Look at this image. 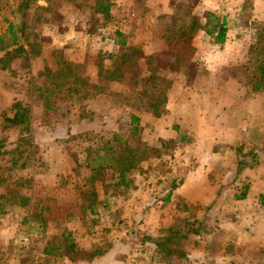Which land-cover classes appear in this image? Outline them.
Returning a JSON list of instances; mask_svg holds the SVG:
<instances>
[{
    "label": "rangeland",
    "instance_id": "374dc122",
    "mask_svg": "<svg viewBox=\"0 0 264 264\" xmlns=\"http://www.w3.org/2000/svg\"><path fill=\"white\" fill-rule=\"evenodd\" d=\"M99 1L114 6L108 20L96 11ZM135 1L131 17L123 12L124 0H44L42 9L34 3L29 12V51L20 55L29 70L14 71L16 103L0 117V264H94L93 255L112 257L96 264H264V168L232 174L240 159L252 163L255 150L264 162V0ZM210 13L217 24L226 22L229 35L223 45L209 35L200 41L218 54V71L205 70L195 61L193 40L178 35L191 22L206 26ZM123 17L135 24L125 29ZM136 28L140 41L152 33L160 37L152 56L135 40L114 44L135 37ZM175 84L178 93H172ZM191 86L222 107L208 113V100L190 96ZM185 99L196 115V130H180H194L190 139L200 141L208 129L214 131L208 139L222 131L251 133L243 138L249 142L236 146L231 136L221 143L227 167L217 170L213 185L167 202L201 149L186 148L181 132L177 140H162L152 117L166 120L170 130L176 123H168L167 107ZM114 135L122 137V148L146 155L122 177L95 164ZM94 199L99 203L90 215L85 208ZM194 221L200 233L169 244L171 255L167 245L145 242L163 243L171 229Z\"/></svg>",
    "mask_w": 264,
    "mask_h": 264
},
{
    "label": "crops",
    "instance_id": "0c3cea01",
    "mask_svg": "<svg viewBox=\"0 0 264 264\" xmlns=\"http://www.w3.org/2000/svg\"><path fill=\"white\" fill-rule=\"evenodd\" d=\"M43 1L44 0H40L38 2V4L46 5V3ZM124 1H125V5L122 8L124 10L123 12L124 13L128 12V15L131 17L132 11L130 9L133 6L135 7V5H137V3L135 0H124ZM118 2L119 1H117L116 4ZM0 3H1L0 4V117H1V114L3 113V111H5L7 108H9L10 106H12L13 104L16 103V95L14 94V92H12L10 90V87L12 85L11 81L14 80V79H12L14 77V74H15L14 71L16 69H17V72H24L26 70L27 71L29 70V69H27L26 63L24 62L25 60L20 56L23 52L26 53V51H29L25 45V43L28 41H26V39L22 38L21 33H19V32H17V35H16L17 38H15L13 33L10 31V28L12 25H15V27L17 28L23 22H26L30 25L33 21L31 20V18L29 16V12L31 10L26 11V12L19 10L20 4L22 3V0H21V3H19V5L16 7L13 5L14 3H9V6H6V5L3 6L2 5L3 1H1V0H0ZM112 7H114V6H112ZM112 7H111V14L114 13L112 11ZM120 7L121 6H119L118 10H120ZM257 7L259 8L258 4H257ZM216 8H218V7H216ZM134 11H136V10L134 9ZM8 12L10 13L11 17L8 16V14H9ZM18 13H20L21 17L18 16ZM135 14L133 15V18L135 20L140 19L139 14L138 13H135ZM123 18H124V20L126 19L125 17H123ZM260 20H264V16H262L260 18ZM206 21H207L206 19L202 20L203 23H205ZM121 22L123 23L125 29H128V27L133 26L135 24V22H133V20H131V19H129L127 21L121 20ZM142 25H141V27H144ZM132 32L134 33L135 37L130 36V37H127L125 39H121L120 41H117V39H115V40L113 39L114 44L116 46H118L121 43H125V45L127 44L128 46H130L131 42L133 40H135L136 41L135 45H142L143 48L145 45V47L148 50H151V51H148L147 49L144 48L143 54L145 56H152L155 53L154 49L156 48V44L160 40L159 39L160 37L159 36L157 37L159 40L155 39L156 36L152 33L144 41H140L136 37H139L141 31L138 28H136ZM122 33L125 36L128 35L126 33V31H124V30H122ZM26 34H27L26 37L29 40L28 32H26ZM207 35L208 34L205 31H200L197 34V36L193 39V41L191 40L192 43L190 41V43L195 48V55H194L195 61L198 60L199 62H202L203 63L202 66L205 67V70L218 71L220 68H222L217 63L218 54L217 53L214 54V51L212 52V50H209L207 47L202 45L200 42L202 39L207 38ZM117 36H118V33H117ZM227 38H229L228 32H227ZM20 45L23 46L22 49L19 48ZM121 45H123V44H121ZM119 47H121V46H119ZM215 51H217V50H215ZM38 59H36V60H38V61L41 60V58H38ZM210 62H213V63H210ZM201 82H203V81H200V86L202 84ZM203 86H204V83H203ZM175 87L179 88L180 86H177L175 84L173 86L172 93L177 92V89H175ZM189 89L191 90L189 92L190 96L195 95L197 98H198V96H201L203 98V103H204L205 99L208 100L207 105L205 106V109L207 111H210L208 113H211L214 110L217 111L220 107H222L220 101L209 98L206 94L207 91L204 90L203 88L200 87V94L195 93V87L192 89V86H191ZM180 92L181 93H179V94L183 93V91H180ZM186 92L187 91H185L183 93V96ZM188 103H189V101L185 99L184 101L182 100L181 104L175 103L172 105V107H167V116L166 117L169 120L168 123H170V122L176 123V125H168V127H170V130L164 129L165 125H166V120H164V119L159 120V119H156L155 117H152V121H153L152 124L153 125H154V120L159 121V122H155V123H157V127L159 128L158 129L159 131H156V132L159 135H161L162 140H164V141H167V140L169 141V140H173V139L177 140L179 137L178 132H181V134H182L181 142L185 143L186 148H189L191 146L196 145L197 150L201 149V154L198 157L199 160L197 161V164L194 167V169H192V171L188 172V174H185L184 180L182 181L181 184L177 183L176 185L172 186L171 191L169 192V195H167L165 198V200H167L168 202L174 201L177 199L186 200V199L193 198V197H195V194L193 192L196 191L197 189H201V188H199L201 185H205L206 188H209L211 185H213V183L215 182L214 176L220 175L217 172V170L218 171L224 170L227 167L226 166L227 163L225 162L223 156L221 157V154H219V152H221L223 150V145H221V143L223 141L225 142V139H229L232 136V138L229 139V142H230V144H236V146H237V144L238 143L240 144L242 140L244 142H249L248 141L249 138H245V139H243V138L245 136H249L248 134L251 133V131H238V130H236V131H222V133L220 134V137L216 136L213 139H208L209 134H211V135L214 134L213 133L214 131H210V129H208L207 131H205L206 136L208 135L207 138H206V136L205 137L201 136L202 139H200V141L190 139L191 138L190 136H192V132L194 130L193 131H180L181 129H185V128L195 129L194 127H191V124L194 123V119L196 118V115H195V112L191 108L192 105H189ZM194 104H196V103H194ZM197 109H198V106L196 104V110ZM171 111L173 112V115L170 113ZM14 117H15V115H14ZM193 117H194V119H192ZM179 118L183 119L182 122H180L178 120ZM188 120H190V121H188ZM205 129H207V128H205ZM246 133H248V134H246ZM186 136L188 137V139H186ZM252 138L256 139L258 141V139L255 138L253 135H252ZM244 149L251 150L249 147H245ZM234 151H235V153L237 151V154H238L239 151L241 152V147H238ZM255 152L260 155V153H258L259 150H255L254 153ZM185 153L187 154V149L185 150ZM209 153H211V154H209ZM238 155H240V153ZM228 166H229V164H228ZM232 166L234 167V165H232ZM238 168H239V162H237L235 169L234 170L232 169L233 170L232 174L234 176L239 175L238 174ZM260 168H264V162L263 161L260 162V164L258 166H256L255 168H252V169L248 168V170L247 169L246 170L249 171L251 174ZM220 181H222V180L219 177V182ZM174 186L176 188H174ZM205 193L208 194L207 192H205ZM206 194L203 196L207 197L208 195H206ZM209 196L211 199L212 198L215 199L218 196V194H210L209 193ZM158 201H160V200L158 199ZM143 226H144V224L141 223L140 227H143ZM149 236L153 237V234L149 232ZM93 256L95 257V258H93L94 264H96L97 262L105 263V260H107L108 258H110L109 260L112 259V257H110V256H107L104 258H98L95 255H93ZM101 257H103V256H101ZM85 262H83V263H85ZM90 263H92V260L88 261L87 264H90ZM78 264H80V263H78Z\"/></svg>",
    "mask_w": 264,
    "mask_h": 264
},
{
    "label": "trees",
    "instance_id": "16d2710c",
    "mask_svg": "<svg viewBox=\"0 0 264 264\" xmlns=\"http://www.w3.org/2000/svg\"><path fill=\"white\" fill-rule=\"evenodd\" d=\"M40 0H22V3L20 4V11H30L33 9V5L34 3H36L35 6H38L39 8H43L41 6H39L38 2ZM96 11L98 14H102V16L104 17L105 20H108L111 16V6L110 5H105L104 3H101L100 1L97 3L96 6ZM25 15V14H24ZM210 18L208 21V24L204 27L199 26L197 24V22L194 23H190V29L185 28V30L183 29L182 31H180V33L178 34L181 38H187L190 40H193L196 35L200 32V31H205L209 36L213 37L216 39V43L223 45L226 40H227V27H226V22L224 21L222 24H217V17L213 14L210 13L209 14ZM36 24V23H35ZM212 25H214L212 27ZM31 29V24L29 25L26 22H23L19 27H15V25H12L10 28V31L13 33V35L15 36V38H17V32L21 33L22 38L26 39V41H28V38L26 37L27 34L26 32H28ZM123 45H125V43H121ZM20 49L23 48L22 45H20L19 47ZM262 73V82L264 84V69ZM260 89H264V85H260L259 87ZM20 116L17 114L14 119L15 124H18L17 118H19ZM138 119H135V121ZM114 139L112 141L111 144L113 145H107L104 147L105 151H104V156L103 157H97V160L95 161V164L98 166H101L102 164H106L110 169H114L116 172L118 171L119 174L122 176H125L127 173L129 174L131 171H133L134 169L138 168V165L141 164V162H143L146 158V155L144 156V152L139 153L140 150L137 149L136 147H124L122 148V146L120 145V142L122 141V137L119 135H114L113 136ZM115 144H119L118 146L113 147ZM122 148V149H121ZM142 156V158H141ZM249 157H251L252 159V163H249L247 160H245V158H242L239 161V168H238V174L240 175L242 172H244L246 169L248 168H255L256 166H258L260 164V156L257 153H249ZM122 184V183H121ZM117 185H120V183H117ZM174 188H176L174 186ZM95 198V197H94ZM238 199H245L246 195L243 194L240 197H237ZM97 199V198H95ZM89 200L88 203V207L85 208L86 213H89L90 215H94L96 214V210H95V204L98 205L99 202L96 203V200ZM262 200V205L264 206V196L261 197ZM93 201V202H91ZM167 201V200H166ZM90 202V203H89ZM168 202V201H167ZM107 203H105L106 205ZM1 208H4L3 206H1ZM1 213H4L3 210L0 211ZM0 213V214H1ZM197 224H200V222L198 221H194V222H187L183 228L180 229H171L169 231V234L167 235V237H165L163 239V243H158L157 239H152V238H147L145 240L146 241H150V243H154L155 245H157L159 248H163L164 245H167V247L165 246V250L166 251V255L168 254H173V252L169 249L170 246H168L169 244H177L179 239L181 238H189L190 235L192 234H199L200 231L197 229ZM175 242V243H174Z\"/></svg>",
    "mask_w": 264,
    "mask_h": 264
}]
</instances>
